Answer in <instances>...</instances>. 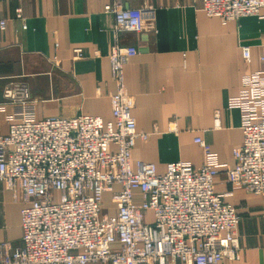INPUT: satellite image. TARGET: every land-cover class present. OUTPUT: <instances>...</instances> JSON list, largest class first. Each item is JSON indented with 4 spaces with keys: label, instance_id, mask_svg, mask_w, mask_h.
I'll return each mask as SVG.
<instances>
[{
    "label": "built area",
    "instance_id": "obj_1",
    "mask_svg": "<svg viewBox=\"0 0 264 264\" xmlns=\"http://www.w3.org/2000/svg\"><path fill=\"white\" fill-rule=\"evenodd\" d=\"M200 1L205 15L223 24L264 16V0ZM106 10L114 18L108 56L116 88L109 97L111 121L89 115L36 119L23 83L11 81L3 88L0 112L8 131L0 135V184L23 207L20 244L11 251L2 245L0 264L238 260L240 218L214 191V180L223 172L233 187L264 195V55L260 70L243 77L238 95L229 101L239 111L242 133L232 168L219 163L200 138L194 139L204 156L199 168L169 163L162 175L152 163L137 161L133 168L131 150L144 135L136 131L135 101L124 86L123 67L137 50L121 46L119 34H140L152 13L113 4ZM15 17L22 18L20 9ZM4 26L0 20V29ZM80 57V50H74L73 58ZM242 57L249 60L248 47L242 48ZM104 194L113 215L103 211ZM113 244L119 248L112 250Z\"/></svg>",
    "mask_w": 264,
    "mask_h": 264
},
{
    "label": "crops",
    "instance_id": "obj_2",
    "mask_svg": "<svg viewBox=\"0 0 264 264\" xmlns=\"http://www.w3.org/2000/svg\"><path fill=\"white\" fill-rule=\"evenodd\" d=\"M112 4L152 13L140 34H119L121 46L137 50L123 67L124 86L135 101L136 131L144 135L131 150L132 167L137 161L152 163L158 175L169 163L199 168L204 156L194 139L200 138L219 163L232 168L242 133L239 111L229 101L238 95L242 78L261 68L264 16L223 24L205 15L200 0H0L5 22L0 105L5 84L15 81L26 86L36 119L89 115L111 121L109 97L116 88L108 56L114 18L106 7ZM17 9L21 19L15 17ZM243 47L249 48L248 61ZM76 49L78 59L73 58ZM7 131L0 112V135ZM214 191L240 218V257L220 264H264V195L233 187L223 172L214 180ZM22 207L0 184V254L2 245L11 251L20 244ZM103 208L107 215L115 213L107 194Z\"/></svg>",
    "mask_w": 264,
    "mask_h": 264
},
{
    "label": "rangeland",
    "instance_id": "obj_3",
    "mask_svg": "<svg viewBox=\"0 0 264 264\" xmlns=\"http://www.w3.org/2000/svg\"><path fill=\"white\" fill-rule=\"evenodd\" d=\"M103 211L105 212V210L103 209ZM148 216H149V214H148ZM20 241H21V239H20Z\"/></svg>",
    "mask_w": 264,
    "mask_h": 264
}]
</instances>
